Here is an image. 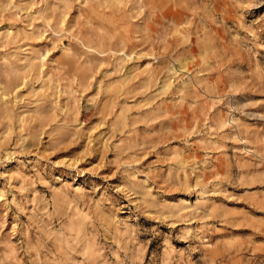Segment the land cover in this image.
<instances>
[{
    "label": "rangeland",
    "instance_id": "1",
    "mask_svg": "<svg viewBox=\"0 0 264 264\" xmlns=\"http://www.w3.org/2000/svg\"><path fill=\"white\" fill-rule=\"evenodd\" d=\"M13 2L15 12L0 13V48L8 46L0 57L26 48L29 52L21 53V58L46 56L42 75L49 68L64 69L68 80L80 84L86 77L91 86L77 91L75 84H68L73 95L56 98L60 111L42 110L36 113L40 118L32 121L22 113L20 124V109L31 113L36 109L16 101L24 98L35 106L42 98L33 99L29 93L39 92L41 85L16 91L14 110L6 113L0 104V264H140V257L143 264H264V182L259 179L264 172V144L260 143L264 140L260 119L264 116V47L256 49L255 61L243 50L253 39L250 32L264 45V0H137L142 10L129 0ZM58 18L64 32L73 35L78 26L81 35L96 30L99 49L110 56L92 54L101 61L95 75L81 71L84 61L65 56L62 49L70 46L68 39L60 40L47 30L55 28ZM71 51L76 53L74 45ZM117 52L127 62L114 74L116 69L108 60L119 61ZM181 62L185 70L179 68ZM169 64L177 69L175 74L168 71ZM2 71L7 69L0 66ZM181 77L184 84L194 83L188 94L199 97L197 113L189 107L190 98L180 101L174 95L177 89L184 91L178 83ZM196 80L206 92L195 86ZM60 91H65V85H60ZM208 96L228 99L213 104ZM233 96L256 105L247 108L245 116L233 113L242 124L238 138L249 143L228 140L222 145L223 154L212 153L211 168L202 172L205 182L214 175L224 177L223 182L215 181L220 186L206 199L214 202L215 215L227 223L209 219L206 223L214 230L194 239L189 229L202 227L199 220L170 227L138 211L135 200L129 203L123 195L105 194L108 185L120 186L117 165L109 161L118 155L131 157L143 147L151 151L136 167L167 168L157 161L165 149L182 146V129L199 127L201 119L211 123L213 118H223L232 108ZM93 97H98L95 106L89 103ZM77 100L80 112L75 119L83 123L87 135L73 141L71 130L60 121L66 108L77 107ZM37 128L42 129L38 142L32 139ZM22 137L27 139L22 142ZM89 138L91 155H87ZM246 151L252 155H245ZM192 154L197 160L204 155L200 149ZM71 164L81 170L99 166V175L81 174ZM157 183L166 187L162 180ZM199 192L193 177L184 190L177 187L164 195L169 202L194 208L201 200Z\"/></svg>",
    "mask_w": 264,
    "mask_h": 264
},
{
    "label": "clouds",
    "instance_id": "2",
    "mask_svg": "<svg viewBox=\"0 0 264 264\" xmlns=\"http://www.w3.org/2000/svg\"><path fill=\"white\" fill-rule=\"evenodd\" d=\"M129 3H133L138 7L142 6L137 3V0H129ZM68 8L71 5H67ZM16 6L13 0H0V13H6L9 11L15 12ZM66 15V12H65ZM47 24H51L50 21H45ZM85 28H90V25L85 23ZM48 31H52L53 37H59L60 40L68 39L70 41V46L68 48H63L65 56L75 60L77 63L84 61L83 68L81 71L87 70L88 73L95 75V68L101 63L100 60H97L92 56L93 53L96 56L100 55H109V53H103L98 47L99 37L93 35L96 31L92 29L90 32H86L81 35L79 26L73 31L76 32V35L72 34V31L64 32L63 28L60 26V19H57V24L55 28L49 27ZM250 35L253 36L252 40L247 41V45L244 47V52L248 54L250 61H255L259 53L256 49L264 47L257 42L255 39V33L250 32ZM243 43V40L241 41ZM75 46L77 51L73 53L71 47ZM8 46L5 45L4 48H0V52H4ZM122 47V45H121ZM28 49H13L12 51L5 52L4 57H0V66H4L7 71L0 72V96H3L4 99L0 100V104H3L4 110L7 113L9 109L14 110L15 105L12 103L13 98L15 97V92L19 91L20 88L28 87L35 88V85L40 84L41 89L39 92L32 91L29 93L30 96L35 99L37 95L41 96V101H38L35 106L32 105V101H26L24 98L16 101L20 104H25L29 107H35L36 112H28L27 108L20 109L17 112V124L22 123L24 116L22 113H27L28 120L32 121L37 118L36 113L40 111H46L48 113L58 112L60 109L56 106V98L59 95H69L72 96L73 93L71 89L68 88V84H75L77 91L80 90V87L83 86L86 88L90 87V84L86 83V77L81 78V83L76 84L75 80H68L66 76H63L64 69L59 71L49 68V73L42 75V69L46 66L44 61L46 56H43L39 53L34 55H26L24 58H21V53H28ZM117 55H121L120 52H117ZM159 58V57H157ZM13 62H15L13 64ZM127 62V58L121 55V59L113 64L112 58L108 60L109 64L116 69L114 74H119L123 64ZM119 64V67L116 66ZM16 66H20L19 70H16ZM171 65L169 64V68ZM213 69L209 66L206 71H212ZM35 72V75L33 73ZM107 73L105 76L107 77ZM178 83L182 84L184 91L177 89V92L174 95L180 97V101L186 99H191L192 103L189 105L190 109L197 113L200 110L199 97L195 94H188V89L193 86V81L189 80L188 83H183V77ZM65 85V91L62 93L60 91V85ZM195 86L203 89L205 92L207 89L204 84L199 80L195 81ZM105 91H108L106 89ZM208 100L213 104H219L224 99H228L227 96H212L207 97ZM98 97H93L89 100V103L95 106ZM47 101L48 107L44 108V101ZM232 105L231 110L223 118H213L211 123H208L205 119L199 121V127L192 126L190 131H185L182 129V135L180 139L182 141V146L172 147L165 149V154L160 157L157 163L166 164L167 168L164 169H155L154 166H146L145 168L136 167L137 164H140L148 151H151V148L144 149L140 148L133 156L126 159H121L120 155L117 156L115 161H109V164L115 163L117 165V173L120 177V186L116 184H110L105 188V194L113 193L118 195L125 196L129 203L135 200L137 205V210L145 215H154L161 222L167 223L170 227H175L180 224H191L193 220H199L202 227H197L195 229H189L193 233L194 239H199L206 230H214L213 225H209L206 222L209 219H216L220 223H227V220L223 216L215 215L214 202L206 199L214 194V190L219 188V184L215 181L219 180L224 181V177L214 175L212 181L205 182L202 177V172L211 168L212 164V153L221 152L222 145L228 140H232L237 144H247L248 140L238 138V130L242 127L241 121L239 118L235 117L233 113H238L240 116L247 115L246 109L249 107H255V104H249L246 100L236 99L234 96L229 100ZM180 102H177L179 105ZM79 100H77V107L74 109H65L62 113L63 119L60 121L61 126L70 129L69 138L73 141L86 136L87 133L83 132V123L75 119L79 114L80 108L78 107ZM94 110V107H93ZM90 111V109L85 108V112ZM206 116V113H205ZM42 119V118H41ZM260 119L264 120V116H261ZM196 124V121H193V125ZM236 133V135H233ZM42 134V129L37 128L34 130L32 139L36 142L39 141L40 135ZM196 137V139H192ZM26 137H22V142ZM99 139V137H97ZM162 143H167V141L162 140ZM55 143V142H54ZM93 141L89 138L88 151L87 155H91V147ZM261 144H264V140L260 141ZM119 147L118 145L116 146ZM196 149L203 151L204 155L201 159L197 160L192 154ZM143 153V155L141 154ZM221 154H223L221 152ZM121 155H124L121 153ZM245 155H252L251 152H245ZM256 155L260 156L261 153ZM261 163L264 164V159H261ZM73 169H77V164L69 165ZM83 174L84 171L90 172L93 176L99 175V166L96 168H90L87 170L77 169ZM214 171V169H213ZM196 178V186L200 189L199 195L201 200L199 204L194 208H189L188 205L181 203L175 204L169 202L165 199V193L170 192L177 187L184 190L187 184L188 178ZM104 179V178H102ZM108 179H112L109 177ZM261 182H264V172H261L259 177ZM158 180H162L163 184L166 187H160L157 183ZM235 183V181H233ZM211 185V187H209ZM155 189V192L153 191ZM195 189H190L189 191H194ZM95 194V193H93ZM80 195H83L81 193ZM112 198L109 195H105V199ZM119 203L118 200L115 201ZM74 243H76L74 241ZM78 246V245H77ZM119 259V257H117ZM140 264H143L142 257L138 258Z\"/></svg>",
    "mask_w": 264,
    "mask_h": 264
},
{
    "label": "bare ground",
    "instance_id": "3",
    "mask_svg": "<svg viewBox=\"0 0 264 264\" xmlns=\"http://www.w3.org/2000/svg\"><path fill=\"white\" fill-rule=\"evenodd\" d=\"M16 5V4H15ZM63 6H65V3H63ZM24 8V7H23ZM64 26V25H63ZM12 29V28H11ZM5 35H6V37H9V35H10V31H9V29L8 30H6V33H5ZM18 35V34H17ZM17 38V37H16ZM176 66V65H175ZM185 67H186V65L184 64V63H180L179 64V68L180 69H182V70H185ZM168 71L171 73V74H175V72L177 71V69L175 68V67H170L169 69H168ZM184 73H186V71L184 72ZM190 79V78H189ZM168 84H169V82H168ZM194 84V83H193ZM164 86H167V84L165 83L164 84ZM181 86V85H180ZM203 93V92H202ZM253 152L256 154V151H254L253 150ZM186 202V201H185ZM187 205V204H186ZM192 208V207H191Z\"/></svg>",
    "mask_w": 264,
    "mask_h": 264
}]
</instances>
